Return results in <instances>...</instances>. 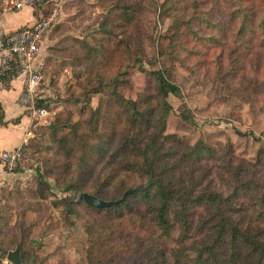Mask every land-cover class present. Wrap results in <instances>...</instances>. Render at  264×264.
<instances>
[{
	"label": "trees",
	"instance_id": "trees-1",
	"mask_svg": "<svg viewBox=\"0 0 264 264\" xmlns=\"http://www.w3.org/2000/svg\"><path fill=\"white\" fill-rule=\"evenodd\" d=\"M192 1L198 6L199 1ZM171 2L166 0L168 6ZM219 3L225 6L220 10L224 19L231 20L227 28L207 24L211 28L199 34V29L189 26L196 18L188 17L184 22L187 27L180 29L177 15L171 17L174 25L168 44L176 45L186 55L179 57L175 49L170 54L180 64L202 55L180 42L183 35L195 38L201 46L213 42L220 50L213 57L216 76L220 81L236 80L239 74L248 76L243 98L251 104L260 103L264 111V0ZM114 8L120 14L115 27L126 32L125 22L133 20L128 0H117ZM120 46L124 53L129 48L125 40ZM197 62L202 61H194L189 68ZM147 77V92L139 94L136 101H120L115 122L120 139L113 146V138H105L101 125L105 119L109 126L106 120L110 119L112 106L105 111L101 107L88 109V135L95 141L81 133V123L50 125L53 141L67 151L68 157L80 151V176L107 185L119 179L120 197L127 189L142 186L108 208L91 207L79 199H58V203H65V216L85 213L87 264H264V150L258 151L251 162L237 157L231 143L220 149L204 142L189 145L165 134V118L172 111L167 98L178 96L180 88L160 70L149 71ZM10 85L5 81V88ZM110 87L101 80L89 94ZM84 102L89 105L90 99ZM46 104V99L37 100L38 107ZM2 118L0 109V124ZM246 134L251 132L242 135ZM34 142L37 147L42 143L34 137L28 141L29 145ZM80 186L71 181L60 190H76L105 201L120 198L104 199L101 184L91 190Z\"/></svg>",
	"mask_w": 264,
	"mask_h": 264
},
{
	"label": "rangeland",
	"instance_id": "rangeland-1",
	"mask_svg": "<svg viewBox=\"0 0 264 264\" xmlns=\"http://www.w3.org/2000/svg\"><path fill=\"white\" fill-rule=\"evenodd\" d=\"M197 1L195 7L192 0H172L169 6L166 0H128L133 20L124 21L123 33L115 27L120 15L114 8L117 0L47 4L42 17L53 10L56 15L41 47L46 116L34 120L32 128L34 139L42 143L38 147L37 142L22 146V150L27 149L23 150L20 165L5 176L7 187L0 192V264H9L6 255L18 244L22 264H87L85 213L65 216V203H58L64 198L77 201L79 191L63 192L60 188L71 181L90 190L101 184L103 198L115 199L120 197L119 179L107 185L102 180L80 176V151L68 157L67 151L53 141L50 125L81 123V133L88 135L90 111L98 107L105 111L112 106L110 119L106 120L109 126L105 119L101 125L105 138H113L112 146L115 145L120 139V128H115L120 101H136L139 94L149 90V71H162L180 88L178 96L167 98L172 111L165 118V134L189 145L204 142L220 149L231 143L237 157L251 162L258 151L264 150L263 108L243 98L249 77L239 74L236 80L220 81L213 67V57L220 50L213 42L201 46L195 38L183 35L180 42L202 55L190 58L187 64L183 60V65L170 54L175 49L179 57L186 55L176 45L168 44L174 25L172 16L177 15L181 21L180 29L187 27L184 22L188 17L196 18L189 26L199 29V34L211 28L207 24L230 26L231 20L224 19L225 14L220 12L225 8L221 0ZM170 6L173 9H167ZM121 40L129 47L125 53ZM195 59L202 62L189 68ZM101 80L111 87L89 94ZM86 99H90L89 105ZM113 130H117L115 135ZM247 132L251 135H242ZM87 139L96 140L92 135Z\"/></svg>",
	"mask_w": 264,
	"mask_h": 264
},
{
	"label": "built area",
	"instance_id": "built-area-1",
	"mask_svg": "<svg viewBox=\"0 0 264 264\" xmlns=\"http://www.w3.org/2000/svg\"><path fill=\"white\" fill-rule=\"evenodd\" d=\"M65 1L0 0V6L11 11L28 8L37 12L47 3L59 5ZM55 15L56 10H53L49 16H40L31 25L0 33V91L5 89V81H20L18 103L27 113L31 123L46 116L45 107L37 106V100L46 99L41 90L44 62L40 56V46ZM22 156V146L0 152V192L7 187L5 176L18 168Z\"/></svg>",
	"mask_w": 264,
	"mask_h": 264
},
{
	"label": "crops",
	"instance_id": "crops-1",
	"mask_svg": "<svg viewBox=\"0 0 264 264\" xmlns=\"http://www.w3.org/2000/svg\"><path fill=\"white\" fill-rule=\"evenodd\" d=\"M46 8L47 4L37 12L28 8L11 11L0 6V33L31 25L46 13ZM44 41L45 39L40 46V56ZM20 91L21 83L19 80L13 81L10 87L0 91V109L3 112L2 123L0 124V152L26 145L34 136L32 131L34 123H31L27 113L18 103Z\"/></svg>",
	"mask_w": 264,
	"mask_h": 264
},
{
	"label": "water",
	"instance_id": "water-1",
	"mask_svg": "<svg viewBox=\"0 0 264 264\" xmlns=\"http://www.w3.org/2000/svg\"><path fill=\"white\" fill-rule=\"evenodd\" d=\"M142 186H137L134 188L127 189L123 192L122 196L114 201H105L102 199H99L98 197L94 195H89L87 193H80L78 195V199L82 200L85 204L95 207V208H108L112 206H116L119 203L123 202L127 195L132 194L133 192H136L138 190H141ZM6 260L9 262V264H20V244L16 245L15 249L12 251H9L6 255Z\"/></svg>",
	"mask_w": 264,
	"mask_h": 264
}]
</instances>
